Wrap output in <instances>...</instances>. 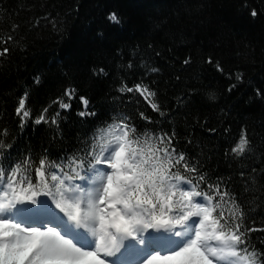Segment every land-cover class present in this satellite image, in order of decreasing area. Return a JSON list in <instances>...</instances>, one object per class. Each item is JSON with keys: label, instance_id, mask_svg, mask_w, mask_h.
<instances>
[{"label": "snow or ice", "instance_id": "snow-or-ice-1", "mask_svg": "<svg viewBox=\"0 0 264 264\" xmlns=\"http://www.w3.org/2000/svg\"><path fill=\"white\" fill-rule=\"evenodd\" d=\"M258 14L250 9L252 17ZM108 19L120 22L114 12ZM9 41L17 43L11 34L0 38V57L11 51ZM206 62L224 74L211 56ZM122 67L143 74L131 84L121 78L106 115L69 85L36 112L25 90L14 128L0 127V264H114L122 253L121 264H264V222L257 226L252 215L264 205L255 194L258 184L264 188V161L237 173L239 192L231 176H211L206 162L187 150L191 134L181 137L155 81L147 79L160 69L132 60ZM94 75L108 73L100 67ZM233 77L244 82L242 71L226 74ZM236 88L230 83L226 91ZM254 91L264 99V86ZM189 93L185 100L196 90ZM215 101L209 90L205 102ZM142 102L155 115L139 107ZM73 111L90 131L66 147L63 125ZM38 126L53 133L39 148L17 143L26 128ZM220 136L230 138L231 125H223ZM257 150L243 128L224 156L243 163Z\"/></svg>", "mask_w": 264, "mask_h": 264}, {"label": "trees", "instance_id": "trees-1", "mask_svg": "<svg viewBox=\"0 0 264 264\" xmlns=\"http://www.w3.org/2000/svg\"><path fill=\"white\" fill-rule=\"evenodd\" d=\"M251 8L257 9L256 17L250 15ZM113 12L119 23L108 19ZM14 24L19 28L12 31ZM9 34L17 43L9 41L5 46L11 51L0 57V127L14 128V109L25 90L36 112L69 85L106 115L121 78L131 84L143 74L139 67L128 73L122 66L129 60L137 65L146 61L160 69L147 79L155 81L152 87L158 89L162 106L171 110L181 137L191 134L193 144L187 150L206 162L211 176H231L239 192L237 173L257 159L264 161V99L254 91L264 86V0H0V38ZM209 56L224 74L206 62ZM189 57L190 64L184 65ZM100 67L106 77L94 75ZM237 71L244 73L243 83L226 78ZM230 83H237L232 93L226 91ZM190 89L196 93L185 100ZM209 90L215 93V103L205 102ZM78 107L74 102V109ZM139 107L155 115L143 102ZM223 125H231L227 140L220 136ZM210 127L218 132L209 133ZM243 128L258 150L255 159L241 163L225 157L224 148ZM63 131L67 147L90 128L73 111ZM52 134L44 126L26 128L17 143L30 141L39 148ZM255 194L264 200L260 184ZM252 215L260 226L264 205Z\"/></svg>", "mask_w": 264, "mask_h": 264}, {"label": "bare ground", "instance_id": "bare-ground-1", "mask_svg": "<svg viewBox=\"0 0 264 264\" xmlns=\"http://www.w3.org/2000/svg\"><path fill=\"white\" fill-rule=\"evenodd\" d=\"M158 235H160V233H158ZM122 255H123V253L121 255L117 256L116 259H120V261H124V259H127V258H125V256H122Z\"/></svg>", "mask_w": 264, "mask_h": 264}, {"label": "rangeland", "instance_id": "rangeland-1", "mask_svg": "<svg viewBox=\"0 0 264 264\" xmlns=\"http://www.w3.org/2000/svg\"><path fill=\"white\" fill-rule=\"evenodd\" d=\"M114 263H116V262H114ZM116 264H121V262H120V261H118Z\"/></svg>", "mask_w": 264, "mask_h": 264}]
</instances>
